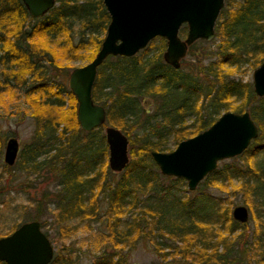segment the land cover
<instances>
[{
    "label": "trees",
    "instance_id": "trees-1",
    "mask_svg": "<svg viewBox=\"0 0 264 264\" xmlns=\"http://www.w3.org/2000/svg\"><path fill=\"white\" fill-rule=\"evenodd\" d=\"M220 13L217 42H195L187 53L194 62L182 61L179 69L162 58L163 38L154 39L160 46L152 57L142 56L146 50L130 58L109 56L99 66L91 92L93 102L105 108V124L86 132L77 122L75 96L59 79L68 78L74 68L61 60L90 62L98 53L110 21L102 0H56L38 18L21 0H0V92L12 91L15 83L25 85V72L32 76L27 96L36 110V129L18 160L20 170L35 174L36 182L47 181L44 170L58 181L56 191H46L26 220L40 223L49 204L53 207L60 246L49 264H73V250L59 233L82 226L92 230V225L98 229L95 242L100 246L90 264H129V252L139 243H151L153 253L167 264H264V213L258 212L259 217L253 213L254 202L259 208L264 204L261 165L246 170L234 163L238 159L250 165L261 152L264 97L231 73L243 64L256 69L264 61V0H225ZM186 31L182 26L179 35L184 37ZM144 99L154 102L152 111L143 108ZM252 102L259 104L251 106ZM229 110L249 111L258 136L196 190L214 182L233 185L234 191L245 194L242 202L255 219L253 229L233 219L229 204L204 191L195 199L175 196L184 180L162 175L151 156L166 151L170 137L176 144L194 137ZM188 117H193L190 124ZM108 126L129 140L130 159L117 176L107 162L103 129ZM3 144L0 135V156ZM0 167L7 166L0 163ZM49 196L52 201L46 203ZM14 226L13 231L19 224Z\"/></svg>",
    "mask_w": 264,
    "mask_h": 264
},
{
    "label": "water",
    "instance_id": "water-1",
    "mask_svg": "<svg viewBox=\"0 0 264 264\" xmlns=\"http://www.w3.org/2000/svg\"><path fill=\"white\" fill-rule=\"evenodd\" d=\"M32 17H43L56 0H21ZM110 21L106 34L95 57L84 66L70 71L68 86L75 96L77 122L89 132L105 124L102 105L95 104L92 89L98 68L109 56L130 58L144 50L152 40L163 38L166 49L162 54L165 63L179 69L189 47L197 41L215 39L216 21L225 6V0H102ZM187 27L185 37L179 35ZM252 86L256 96L264 97V61L253 71ZM108 146V167L121 172L129 162V140L115 127H105ZM258 136V128L248 112L222 113L218 120L198 135L180 141L171 152H151L155 165L166 177L186 181L188 191L217 169L220 161L240 156ZM18 139L9 138L3 161L14 165L19 152ZM232 217L239 223L248 221L247 208L238 205ZM53 245L41 231L40 223H22L8 236L0 238V262L5 264H49Z\"/></svg>",
    "mask_w": 264,
    "mask_h": 264
},
{
    "label": "rangeland",
    "instance_id": "rangeland-1",
    "mask_svg": "<svg viewBox=\"0 0 264 264\" xmlns=\"http://www.w3.org/2000/svg\"><path fill=\"white\" fill-rule=\"evenodd\" d=\"M155 40H152L153 42L149 43L148 46L144 49L146 50V53H143V50H141V53H143L142 56L152 57V55L158 53L160 42L154 43ZM215 41L217 42L216 38L211 42L214 43ZM196 46L198 50L202 48V46L200 45ZM165 49L163 50V53L165 52ZM61 62L65 65L68 63L72 66V68H76L78 66H84L88 64L89 61L84 63L80 61L71 63L61 60ZM184 62L190 64L194 62V59L187 55L184 59ZM71 70L72 69H69V72ZM254 70L255 69L251 68V66L243 64L237 68L231 69V73L233 78L237 80L240 79L243 82L252 84V74ZM51 73L53 72L51 71ZM23 75H28L27 78H25L27 79L25 85H17V83H15L13 84L14 89H12V91H4V93L0 92V135L4 139V144L1 148L2 153L0 156V163L6 165L3 161V156L5 152L4 146L8 138L18 139L20 149L17 157V162L13 166L6 165L7 167L5 168L0 167V238L8 236L13 231L15 227L14 225L19 224L20 227L21 223H26V220H29L34 215L36 201L40 200L41 196L46 191H52V193L55 192V185L58 183L57 180L52 179V175L50 176L51 173L49 174L48 171L44 170L42 172L43 177L47 179V181H43L40 179L38 182H36L35 179L37 178H35V174H31L30 171L26 172L20 170V161L18 160L21 158L22 152L25 150V147L31 142L32 136L36 129L35 118L33 117V112H35L36 110L29 105V96H27V94L30 95V90L32 87L30 83H32V76L27 72H25ZM25 79L24 77H22L21 81H25ZM59 79H63L66 81V83H68V78L64 79L62 78V76H60ZM36 95H39V93H37ZM258 104V102H252L251 106H258ZM65 105V107H68L67 102H65ZM142 106L150 112L154 107V102L150 99H144ZM222 113H225V111L220 112L216 117L218 118ZM255 116L257 118L261 117H259L257 113ZM192 118L193 117H188L186 119L188 121V124L192 123ZM255 125L257 126L256 123ZM167 143L168 148L166 149V151H164V153L173 151L178 145V143L176 144L171 140V137L169 138ZM260 149L262 153L260 152L257 157L255 156L252 159V163H250V165H246L247 163L238 159L234 160V163H237L239 167L246 170L249 169L248 166H251L250 168H252V166L261 165V168H258V174L261 179H264V145H260ZM225 162L231 163L230 160L220 161L217 169H221L223 163ZM114 175L117 176V172H115ZM162 180H164L166 183L165 179ZM184 182L185 183H179V187L176 190L177 192L174 193L178 198L181 197V200H186L190 197L195 199L200 194V191H204V193L208 194L210 197L212 196L214 198H220L225 202V204H229L231 207V212L233 207L238 205H244L248 210L247 204L242 202L245 194L241 193V191H234L233 185L230 187L227 183L222 184L220 182H214L207 188H204V185H202V190L200 191L196 190L189 192L188 185H186L185 180ZM51 201L52 197L49 196V198L46 200V203H51ZM254 204L255 206L253 213H255V217L256 215L259 217L258 212L264 213V204L261 205L260 208L259 203L254 202ZM49 205L50 206L45 210V212L47 213L42 217L40 223L45 224L42 226V231L49 237V240L53 245V253H55L58 250L60 243L56 241L57 233L55 226H53L55 225V222H53V215L55 214V212L52 211L53 207L51 206V204ZM137 210H139V208ZM16 212H23L26 217L24 216L22 219L21 216H17ZM248 214L249 218L247 224H249V226H251V228L253 229L256 225L254 221L255 219H251L252 214L249 210ZM27 216L31 217L27 219ZM122 220L124 221V219ZM91 228L92 230H87L84 229V226H82L79 229L75 228L74 232L64 230L63 234L59 233V236L62 238V242L70 244L73 250V264H90V261L96 255V251L98 250L97 248H99L100 246V243L95 242L97 237L96 230L98 229L96 228V225H92ZM102 246H104V244H102ZM128 262L129 264H167L166 262L159 260V258L153 253L151 243H139V245H137L134 249H131L129 252Z\"/></svg>",
    "mask_w": 264,
    "mask_h": 264
},
{
    "label": "flooded vegetation",
    "instance_id": "flooded-vegetation-1",
    "mask_svg": "<svg viewBox=\"0 0 264 264\" xmlns=\"http://www.w3.org/2000/svg\"><path fill=\"white\" fill-rule=\"evenodd\" d=\"M22 2V1H21ZM167 64V63H166ZM170 66V65H169ZM181 66V65H180ZM180 68V67H179ZM8 140H9V138H8ZM7 140V141H8ZM6 141V142H7ZM5 145H6V143H5ZM4 148H5V146H4ZM19 149V148H18ZM19 151H20V149H19ZM5 153V152H4ZM18 154H19V152H18ZM4 157V156H3ZM17 157H18V155H17ZM16 161H17V158H16ZM16 163V162H15ZM10 166V165H9ZM13 166V165H12ZM17 229V228H16ZM40 229H41V231H42V227H41V223H40ZM46 234V233H45ZM47 235V234H46ZM48 237V236H47ZM48 239H49V237H48ZM50 241V240H49ZM51 243V242H50Z\"/></svg>",
    "mask_w": 264,
    "mask_h": 264
},
{
    "label": "bare ground",
    "instance_id": "bare-ground-1",
    "mask_svg": "<svg viewBox=\"0 0 264 264\" xmlns=\"http://www.w3.org/2000/svg\"><path fill=\"white\" fill-rule=\"evenodd\" d=\"M190 48V47H189ZM189 50V49H188ZM188 53V52H187ZM187 56V55H186ZM184 61V60H183ZM241 224H243V223H241ZM54 254V253H53ZM54 258V257H53ZM53 260V259H52Z\"/></svg>",
    "mask_w": 264,
    "mask_h": 264
}]
</instances>
